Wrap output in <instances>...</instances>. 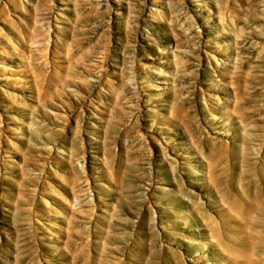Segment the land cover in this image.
Listing matches in <instances>:
<instances>
[{"label":"rangeland","instance_id":"1","mask_svg":"<svg viewBox=\"0 0 264 264\" xmlns=\"http://www.w3.org/2000/svg\"><path fill=\"white\" fill-rule=\"evenodd\" d=\"M0 264H264V0H0Z\"/></svg>","mask_w":264,"mask_h":264},{"label":"bare ground","instance_id":"2","mask_svg":"<svg viewBox=\"0 0 264 264\" xmlns=\"http://www.w3.org/2000/svg\"><path fill=\"white\" fill-rule=\"evenodd\" d=\"M101 1H105V2H107V1H109V0H101ZM108 4V3H107Z\"/></svg>","mask_w":264,"mask_h":264}]
</instances>
